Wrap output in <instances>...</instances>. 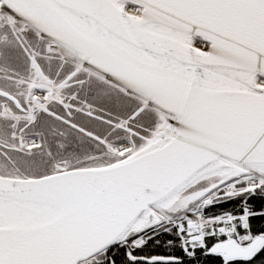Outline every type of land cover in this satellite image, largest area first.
<instances>
[{
  "label": "snow or ice",
  "instance_id": "obj_1",
  "mask_svg": "<svg viewBox=\"0 0 264 264\" xmlns=\"http://www.w3.org/2000/svg\"><path fill=\"white\" fill-rule=\"evenodd\" d=\"M0 264H264V0H0Z\"/></svg>",
  "mask_w": 264,
  "mask_h": 264
}]
</instances>
